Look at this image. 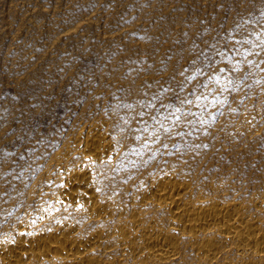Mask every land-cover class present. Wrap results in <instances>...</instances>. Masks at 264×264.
Masks as SVG:
<instances>
[{
    "label": "rangeland",
    "instance_id": "1",
    "mask_svg": "<svg viewBox=\"0 0 264 264\" xmlns=\"http://www.w3.org/2000/svg\"><path fill=\"white\" fill-rule=\"evenodd\" d=\"M95 123L113 146L92 190L127 214L52 201L82 163L74 137ZM169 177L186 183L183 201L231 200L264 226V0H0V245L102 229L94 256L137 264L113 228L139 212L153 235L177 234L146 201ZM181 243L183 264L237 256L232 245L208 263Z\"/></svg>",
    "mask_w": 264,
    "mask_h": 264
},
{
    "label": "bare ground",
    "instance_id": "2",
    "mask_svg": "<svg viewBox=\"0 0 264 264\" xmlns=\"http://www.w3.org/2000/svg\"><path fill=\"white\" fill-rule=\"evenodd\" d=\"M90 127L91 128H88L83 134L79 132L80 134H77L74 137V144L76 147L73 149L76 151L78 150L82 163L74 165L70 168L68 166V168H66L64 165L66 169L64 171L61 170L64 175L60 182L61 184L58 183L61 185V193L59 192L60 194L58 196L56 195L57 197L52 201L59 206L80 207L81 211L85 210L88 214H90V216L92 215L98 217L103 214H109L112 216L113 213L118 212L120 209L118 210L115 207L118 210L117 211L115 208H112L114 207L112 206L110 207L111 209L109 208L111 210V212H109L105 206H102L97 202L98 199L96 198L99 195L96 197L95 194L97 192L95 194L93 192V178L89 173L92 169L98 166L97 163L100 164L104 162L102 161L103 159L109 157L110 151L112 152L111 148L113 145H111L110 140H108L107 137L99 133L100 127L98 123H95L92 126L90 125ZM70 152L72 151L70 150ZM60 157L62 156L60 155ZM61 160L62 159L58 160L59 163ZM65 161L67 162L66 159ZM95 164L97 166H95ZM59 181L60 180H58V182ZM184 184L185 185L177 184L170 177L167 180L158 181L151 186L152 190L147 196L148 200H146L152 201L151 203L155 204V208L157 205L170 212V221H172L171 227L172 225L175 227L173 232L177 231V234L171 233L172 230H169L170 226L169 229L165 230H162V226V229L158 230L154 233L155 235H153L152 227L154 222L152 223V226L151 224L144 225V217L139 215V212H129L128 218H123V221L118 220V225L113 228L114 232L112 231L115 235H113V237L116 238L119 247H121L124 251L123 255H132L137 264H149L151 260L163 263L164 261H170V263L173 261L175 264H183V259H180L182 252L181 249L184 248H181V241L187 239V241L189 240L192 242L191 247H189L192 248L193 245L197 253L196 255H198V260H205L210 263L211 260L217 259L221 254H224L226 252V248L234 245L235 248H233L235 249L237 256L232 258L231 256L233 255L230 256L226 253V256L223 255L224 258L221 256L223 261L221 259L220 261L222 262H218L219 264H264V226L258 222V219L254 216L251 218V216L247 213L248 211L245 210L243 206L237 205L235 202H230L231 200L222 203V201L218 202L214 200H206V197L204 200H198L195 203L191 202L192 200L183 201V196L188 189L186 183ZM190 194L192 193L190 192ZM52 196L55 197L54 195ZM187 196L189 199L191 198L189 195ZM143 197L144 196H142V198ZM261 204H264V201H262ZM152 208L154 207L152 206ZM124 210L121 209L118 214H122ZM53 213L54 212H52V214ZM143 215H145V212ZM148 217L150 218V216ZM119 218H121V216H119ZM97 219L98 218H96V220ZM154 221L156 222V220ZM262 221L263 220H261V222ZM150 222H152V220H150ZM75 227L73 229L71 227L68 229L63 228L60 234L58 231H55L56 229H52L53 234H48L50 236H46L45 233L37 235L31 234V236L29 235L30 237H26V239L19 238L17 240L16 238L17 241H14V239V243L12 244H1L0 264H32L33 261L45 264H129L126 263L125 258L118 260H112L109 258V260L104 262L96 258L94 256V252L97 251H95L94 248L96 247V249H98L100 247L99 245L102 244L104 238L103 232L100 231L102 229H97L95 232H92L86 240H80L78 238L79 234L78 237H75L73 233H71V231L76 229ZM23 236L26 235L22 234L21 237ZM185 247L187 246L185 245ZM110 248H113V246H110Z\"/></svg>",
    "mask_w": 264,
    "mask_h": 264
}]
</instances>
